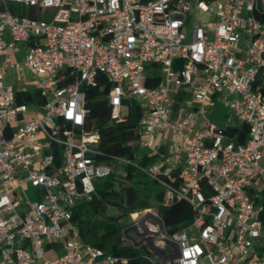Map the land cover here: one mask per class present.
Returning a JSON list of instances; mask_svg holds the SVG:
<instances>
[{
	"label": "built area",
	"instance_id": "1",
	"mask_svg": "<svg viewBox=\"0 0 264 264\" xmlns=\"http://www.w3.org/2000/svg\"><path fill=\"white\" fill-rule=\"evenodd\" d=\"M193 3L205 18L187 33ZM149 65L161 71L156 86L143 84ZM8 68L29 76V101L17 99L23 87L3 83ZM98 73L111 121L124 99L141 103L138 144L156 161L96 160L83 86L98 85ZM171 94L193 105L177 115ZM216 100L246 124L242 142L226 130L236 125L205 116ZM157 132L170 136L166 152L153 148ZM122 165L155 180L162 205L184 199L192 209L174 231L149 209L132 220L133 237L122 229L134 246H151L152 261L264 264V0H0V264L125 263L82 241L72 218Z\"/></svg>",
	"mask_w": 264,
	"mask_h": 264
},
{
	"label": "trees",
	"instance_id": "2",
	"mask_svg": "<svg viewBox=\"0 0 264 264\" xmlns=\"http://www.w3.org/2000/svg\"><path fill=\"white\" fill-rule=\"evenodd\" d=\"M155 68L156 65H149L153 73L145 72L143 84L156 86L159 83L161 75L155 73ZM97 77L101 80L98 85L83 86L84 106L87 108L83 127L87 132L98 135L96 160L109 162L113 156H124L140 163L151 162L153 157L146 156L138 144L141 103L135 99H124L121 118L111 121L110 104L106 96L109 85L102 74L98 73ZM30 98L31 93L28 91L17 95L20 102H27ZM226 130L237 141L242 142L247 126L241 123ZM133 169L129 165L113 166L107 176L95 182L92 198L74 206L72 218L79 228L82 241L127 258L125 263L119 264H158L157 261H152L155 257L147 253L152 252L147 244L134 246L125 242L122 233L124 217L138 209L155 207L166 230L174 231L191 219L192 209L184 199L174 200L167 206L162 205V188L153 179L149 183L145 174L140 171L139 175L134 176Z\"/></svg>",
	"mask_w": 264,
	"mask_h": 264
},
{
	"label": "rangeland",
	"instance_id": "3",
	"mask_svg": "<svg viewBox=\"0 0 264 264\" xmlns=\"http://www.w3.org/2000/svg\"><path fill=\"white\" fill-rule=\"evenodd\" d=\"M49 11L48 9L45 10V12ZM189 15V19L186 22V30L187 33H189L190 28L192 27L193 23L197 20V19H202L205 18V12L203 10H200L197 8L196 3H193L190 11L188 12ZM23 54V50L21 53H17L16 56L18 59H21V56ZM146 73H153V70L149 69V67L146 68L145 70ZM155 73L160 74L161 75V71L157 70ZM3 83L4 84H11L14 85L15 87H20L23 85H28L30 83L29 81V76L25 73V72H21V73H17L15 70L8 68L4 78H3ZM173 102H177L179 101V95L177 94H171L170 95ZM181 101L183 103V105L181 106V104H179V108L177 109V115H182L183 113H185V110L187 108H190L193 105V101L191 99L190 95H185L182 96ZM125 110V109H124ZM205 116L207 117V119L209 120L210 123L214 124L215 126H221L224 127L225 125L229 124V125H236L239 126V122L236 118V116H232L231 113L227 112L226 107L223 105L221 100H216L215 104L213 106H210L208 108L205 109ZM205 126V122H201L198 123L194 129L193 132L196 130H199L201 128H203ZM165 132H157L153 141V148H157L159 141L161 140V138H164V145L166 147L169 146V144H171V141L167 140V136L164 135ZM167 134V133H166ZM175 138V137H174ZM142 150H146L145 148H142ZM133 175L137 176L139 175V170L134 168L133 169ZM146 177V179L148 180L149 183H151V179L149 177H147L146 175H144ZM101 179V178H100ZM159 188L160 186L157 185ZM27 193L32 196V188L29 187V190H27ZM260 198L257 200V203H260L262 200V196H259ZM149 209L151 212H157V209L155 207L152 208H147ZM145 208V210H147ZM144 210V209H138L135 210L133 212H131V215H126L122 221L124 228L130 226L132 224V220L136 219L139 217V211ZM113 213H116V210H113ZM149 220V217L147 218ZM150 221H153V219H150ZM142 234V233H141ZM140 233L136 234V238L135 241L138 242L139 241V237L141 235ZM128 235L131 237H133L135 235V231L133 229H128ZM125 242L129 243V241ZM149 246V244H148ZM149 248L152 250L151 246H149ZM174 248L171 244H167L164 246V250L166 252H170L172 251ZM58 253H61L60 250L58 251ZM149 254V256L151 257H155L154 254L151 251L147 252ZM51 257V256H50Z\"/></svg>",
	"mask_w": 264,
	"mask_h": 264
},
{
	"label": "crops",
	"instance_id": "4",
	"mask_svg": "<svg viewBox=\"0 0 264 264\" xmlns=\"http://www.w3.org/2000/svg\"><path fill=\"white\" fill-rule=\"evenodd\" d=\"M20 87H23L24 89H25V91H28V92H30L31 93V95L34 93V90L31 88V86H30V84H28V85H23V86H20ZM178 95V94H177ZM180 96H181V98H182V96H185V94H179ZM187 95V94H186ZM181 98H180V100L179 101H177V104H174V106H175V110H176V114H177V109L179 108V104H181V106L183 105V103H182V101H181ZM176 103V102H175ZM164 135H166L167 136V140H169V134H164ZM161 143V144H160ZM165 143H164V139L163 138H161V140L159 141V144H158V148H159V151L160 152H166L167 151V147L164 145ZM143 151V153H145L146 151L145 150H142ZM150 156H152L153 157V159L151 160V162H154V161H156L157 159H158V156H157V154H152V155H150ZM149 163V162H148Z\"/></svg>",
	"mask_w": 264,
	"mask_h": 264
},
{
	"label": "water",
	"instance_id": "5",
	"mask_svg": "<svg viewBox=\"0 0 264 264\" xmlns=\"http://www.w3.org/2000/svg\"><path fill=\"white\" fill-rule=\"evenodd\" d=\"M153 214L147 209L143 212V214L141 215V220L146 219L147 216H152ZM128 229H133L135 232H138V227L137 225H131L125 228L124 230V234H127ZM135 246H138V243L135 244Z\"/></svg>",
	"mask_w": 264,
	"mask_h": 264
}]
</instances>
